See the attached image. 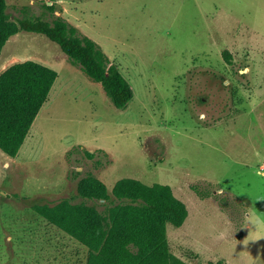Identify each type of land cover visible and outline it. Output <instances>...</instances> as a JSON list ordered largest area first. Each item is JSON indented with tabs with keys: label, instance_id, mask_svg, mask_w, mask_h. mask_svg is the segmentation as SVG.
<instances>
[{
	"label": "rangeland",
	"instance_id": "1",
	"mask_svg": "<svg viewBox=\"0 0 264 264\" xmlns=\"http://www.w3.org/2000/svg\"><path fill=\"white\" fill-rule=\"evenodd\" d=\"M7 3L14 19L61 16L96 40L134 97L118 108L41 33L9 38L0 74L33 59L59 76L19 154L0 149V264H87L89 247L33 206L71 198L105 212L124 177L169 184L186 203L185 222L167 228L176 258L264 264V0ZM90 173L109 201L79 195Z\"/></svg>",
	"mask_w": 264,
	"mask_h": 264
},
{
	"label": "trees",
	"instance_id": "2",
	"mask_svg": "<svg viewBox=\"0 0 264 264\" xmlns=\"http://www.w3.org/2000/svg\"><path fill=\"white\" fill-rule=\"evenodd\" d=\"M20 31L41 33L56 42L102 84L118 108L128 107L134 97L132 84L98 42L77 26L61 16L52 21L41 15L14 19L7 0H0V54L9 38ZM223 56L232 59L229 50ZM58 76L55 68L33 59L14 63L0 74V149L8 157L19 154ZM84 152L89 157L95 154ZM78 190L83 198L111 199L106 184L92 173L80 178ZM113 194L120 201L105 212L71 198L37 203L33 208L89 247L87 264H187L169 246L168 225L181 226L189 212L169 184L124 177L116 182Z\"/></svg>",
	"mask_w": 264,
	"mask_h": 264
}]
</instances>
